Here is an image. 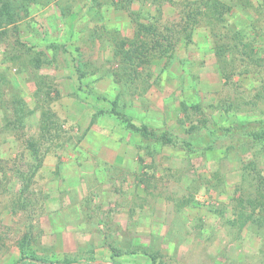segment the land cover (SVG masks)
Segmentation results:
<instances>
[{
  "label": "rangeland",
  "instance_id": "obj_1",
  "mask_svg": "<svg viewBox=\"0 0 264 264\" xmlns=\"http://www.w3.org/2000/svg\"><path fill=\"white\" fill-rule=\"evenodd\" d=\"M221 1L0 0V264H264V0ZM138 21L172 58L118 55Z\"/></svg>",
  "mask_w": 264,
  "mask_h": 264
},
{
  "label": "trees",
  "instance_id": "obj_2",
  "mask_svg": "<svg viewBox=\"0 0 264 264\" xmlns=\"http://www.w3.org/2000/svg\"><path fill=\"white\" fill-rule=\"evenodd\" d=\"M124 1V0H122ZM127 4H131L134 0H126ZM126 4H121L124 6ZM196 9H199L200 15L202 17L208 19L209 21H220L222 22L225 18V13L231 10V6L222 2L221 0H200V3L196 4ZM130 6V5H129ZM128 7V6H127ZM5 12L7 14H11L8 7L4 6ZM196 23L194 25L197 26L200 23V20L195 18ZM171 31V32H169ZM176 30L172 29L163 24L161 25L152 24L150 22H136V29L134 35L132 37L124 38L119 44V54H122L124 58L127 60L136 61L140 65H149L153 64L158 59L163 58H172L173 53L175 51L176 42L178 41L176 37ZM185 32L188 31V26L184 29ZM187 35L191 37L192 31ZM248 47V44H244ZM37 62L41 61V58H37ZM48 115L49 112L46 111L44 113V124L47 128L48 124ZM130 126L133 127L136 131L140 132L142 136L145 138H158L164 143H173L174 138L172 136H168L167 132L162 134H158L155 130H150L148 127H136L134 124L130 123ZM48 130V128H47ZM264 139V132L260 134L258 139ZM30 149L34 156V162L31 164L30 168L27 170L19 171V178L23 184V192L26 191L33 180L35 174L39 170L41 164L43 163V154L40 151V148L37 142H30ZM258 194L262 200H264V189H258ZM25 200V199H24ZM25 206V205H24ZM243 216L241 217L242 220ZM252 218V217H251ZM250 218V219H251ZM28 235L24 237L21 241L20 248L21 253L24 255L21 258V262L24 261L27 256H25V247L28 242ZM48 261L47 259H44ZM19 261V262H20ZM49 262V261H48ZM62 264H78L76 262H65ZM84 264H93V263H84Z\"/></svg>",
  "mask_w": 264,
  "mask_h": 264
},
{
  "label": "water",
  "instance_id": "obj_3",
  "mask_svg": "<svg viewBox=\"0 0 264 264\" xmlns=\"http://www.w3.org/2000/svg\"><path fill=\"white\" fill-rule=\"evenodd\" d=\"M30 260L33 262L39 263V264H56V263L48 262V261L38 259V258H30Z\"/></svg>",
  "mask_w": 264,
  "mask_h": 264
}]
</instances>
